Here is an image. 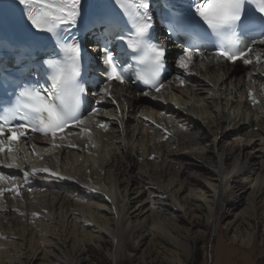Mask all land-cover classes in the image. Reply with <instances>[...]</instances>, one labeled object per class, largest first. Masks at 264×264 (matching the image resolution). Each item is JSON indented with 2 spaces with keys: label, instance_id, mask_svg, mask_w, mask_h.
<instances>
[{
  "label": "bare ground",
  "instance_id": "obj_1",
  "mask_svg": "<svg viewBox=\"0 0 264 264\" xmlns=\"http://www.w3.org/2000/svg\"><path fill=\"white\" fill-rule=\"evenodd\" d=\"M191 72L180 87L174 62L169 90L154 94L157 99L113 84L120 110L106 100L96 117L108 123L107 131L58 142L75 127L57 136L63 147L56 149L51 138L28 140L24 152L34 143L44 156L29 159L65 178L38 173L20 197L5 194L0 264H85L86 244L102 242L112 246L115 264H182L180 253L189 256L196 235L193 220L203 216L214 234L223 226L231 244L254 246L255 232L244 224L264 219V64L242 69L196 57ZM222 90L229 94H215ZM182 220L188 229L179 226ZM158 237L172 245L164 256Z\"/></svg>",
  "mask_w": 264,
  "mask_h": 264
},
{
  "label": "snow or ice",
  "instance_id": "obj_2",
  "mask_svg": "<svg viewBox=\"0 0 264 264\" xmlns=\"http://www.w3.org/2000/svg\"><path fill=\"white\" fill-rule=\"evenodd\" d=\"M14 2L20 8L29 31L28 38L21 42L23 46L46 48L52 45L54 50L47 59L41 61L45 69L43 82L39 72L29 70L28 74L36 77L34 81L11 87L7 77L27 67L28 53L21 52L19 47L9 51L0 36V82H3L0 92V201L6 193L14 194L13 198L20 197L24 185L38 173L65 178L48 167L36 166L29 159L30 156L40 161L44 159L43 155L34 151L37 147L34 143L30 145L33 151L24 152L32 135L38 133L51 137L50 147L56 149L63 147L56 143L58 133L70 126L90 134V130L82 127L88 118H92L97 127L107 131L108 123L96 117L103 111L99 105L106 100L117 105V111L120 110L113 82L121 85L142 83L148 89L142 95L152 96L153 99L160 98L154 94L169 90L171 82L165 84L160 79L166 68L167 48L152 42L151 32L155 26L153 8L167 28V39L173 40L176 47L182 50L175 58L177 75L174 79L180 87L187 83L184 77L193 74L191 67L196 57L201 61L214 59L218 66L235 65L237 62L244 65L264 64V48H258L264 46V0ZM180 8L186 11L182 12ZM82 27L88 28L94 37V51L102 54L100 63L103 65L100 72L102 83L98 85V91L92 92V96L97 99L87 117L83 115V105L89 89L80 79L84 57L82 43L75 34ZM113 41L124 50L121 55L130 57L128 62L113 50ZM135 65H143L144 70L130 77L129 69ZM200 67H204L203 63ZM248 97L253 98L251 91ZM256 103L253 99V105ZM156 127L160 128V125L156 124ZM68 147L76 145L70 144ZM4 169L17 170L22 177L6 173ZM28 190L31 191L30 188ZM32 216L38 217L39 213L33 212ZM3 238L0 236V239Z\"/></svg>",
  "mask_w": 264,
  "mask_h": 264
},
{
  "label": "rangeland",
  "instance_id": "obj_3",
  "mask_svg": "<svg viewBox=\"0 0 264 264\" xmlns=\"http://www.w3.org/2000/svg\"><path fill=\"white\" fill-rule=\"evenodd\" d=\"M221 92L215 91V94H221L223 97L229 94V92L225 90ZM232 96L233 94L228 98ZM104 111L107 114H105L107 119L113 118V115L109 114L107 109H104ZM91 126L95 128L92 129ZM82 127L90 130V132H99V127L96 126V123L84 124ZM79 133L85 132H80L79 129L73 131L69 136L63 139V142L69 138V140H71L73 135ZM60 141L61 139L58 140V142ZM48 145L45 144L44 148ZM193 224L196 226V235L189 239L191 248L189 256L186 257L183 253H180L184 260L182 264H264V219H259L258 221L253 218H247V222L244 224L245 230L249 231L252 229L255 232V244L251 249L240 247L239 244H231L223 226L219 227L218 234H214L212 228L207 225L205 216L194 219ZM179 226L182 229H188L190 224L182 220ZM155 244L157 247L161 248V252L163 253L162 256L172 249V245L160 237L155 240ZM85 250L87 256V262L85 264H115L109 254V252H113V248L109 242H102L100 246L87 243ZM164 262L165 261L161 262V264H164ZM118 264H143V262L123 260Z\"/></svg>",
  "mask_w": 264,
  "mask_h": 264
}]
</instances>
